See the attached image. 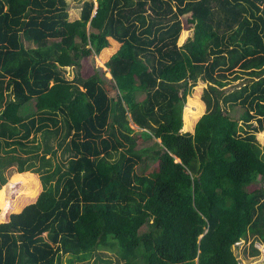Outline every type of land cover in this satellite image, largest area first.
<instances>
[{
    "label": "trees",
    "instance_id": "16d2710c",
    "mask_svg": "<svg viewBox=\"0 0 264 264\" xmlns=\"http://www.w3.org/2000/svg\"><path fill=\"white\" fill-rule=\"evenodd\" d=\"M67 9L0 0V149L22 154L0 157L17 165L0 187V264H74L107 245L119 264H244L233 249L249 238L242 257L263 261L264 0H85L73 20ZM185 15L192 37L178 46ZM92 53L108 87L96 71L64 76Z\"/></svg>",
    "mask_w": 264,
    "mask_h": 264
},
{
    "label": "rangeland",
    "instance_id": "374dc122",
    "mask_svg": "<svg viewBox=\"0 0 264 264\" xmlns=\"http://www.w3.org/2000/svg\"><path fill=\"white\" fill-rule=\"evenodd\" d=\"M84 1L85 0H66V2L68 4L67 10H68V14H69V20L79 18L81 6H82V3ZM93 1L96 4V0H93ZM181 21H182V31H186L187 36H185V38L183 40H179V38H178V41H177L178 46H181L188 38L192 37V30H193V26L190 25L188 23V21L186 20V15L181 17ZM54 41H55L54 39H51V40H49V43H52ZM25 44L27 46H33L32 43H29L26 41H25ZM80 62H81V68L80 69H78L75 66L65 67L64 72H63L65 78H67L69 80L73 79L75 77V74L78 71L79 72L81 71V75L84 77L89 76L96 71L98 73V75L100 76V78L103 80V85L108 87L107 81L110 77L109 69L105 66V62L102 60V58L97 56L95 53H92L91 55H89L87 57L81 58ZM250 80H251L250 78L243 75L241 78H239L237 80L230 81L229 85H227L225 87V90H233L234 88L239 87V86L243 85L244 83L250 82ZM203 87H205V84L198 83V85L195 88H192L191 94L186 97V104H185L186 106H188V100L190 99V96L192 97L194 94H199L201 96ZM115 93H116L115 89H110V91H109L110 96H115ZM242 111H243V109L241 107L234 108V109L231 108L229 110V113L232 115V117L239 118ZM19 112L22 115H27L29 113H33L34 112V100H31L27 104L21 106ZM184 114H185V109H183V112H182V115H184ZM129 124L135 130L136 134H139L140 131H142L141 128H139L137 125H135L131 121L130 117H129ZM193 127L189 128V129H187V128H183V129L188 130L189 132L190 131L192 132ZM61 135H62V129H61V131L58 132L55 139L50 140V145H52V148L55 150V155H53V162L54 163H56L57 161H61V159L63 158L62 157L63 147L59 146V142L61 141V138H60ZM36 138L41 144L43 143V138H42L41 133H38L36 135ZM150 142L151 141H148L147 143H150ZM260 144H261L263 151H264V145H262V143H260ZM5 150H8V148L4 147V146L0 149V157H6V155H7V158H8V155H11L13 153H17V154L22 156L21 152H19V151L9 152V150H8V152H6ZM41 153H42V150L39 151V154H41ZM50 155H52V154H48L47 156H50ZM148 161L147 162L150 164L151 159H149ZM35 162H36V166H37L39 164V160L37 159ZM64 168L65 167L63 166L62 170ZM16 170H17V165L14 161H12L10 163H5L3 161L0 162V187H2L3 185H5L7 183L9 176L12 173H14ZM54 178L51 180V182L54 181ZM254 187L255 186H251L250 189L254 188ZM8 195H9V193H8ZM250 242H251V238H249L246 241L245 246L242 247L241 251H239L240 246L233 249L234 252L236 253L237 259L239 260V262L244 263V264H264V260L261 261V258L263 257V256L261 257V255H262L261 251L264 254V246L259 245V244L257 246H258L261 254H259L258 256L256 255L254 257H251V258H250V256H246L247 258H245V259L242 257V251L244 249L246 252L251 251ZM68 257H69V255H67V254L62 256V264H68V262H67ZM120 262H121V259L118 257L116 250L114 248L110 247L109 245H107V246L98 247L95 250V252L93 253V255L90 257H87V258H85L83 260H79V261L75 260L74 264H119Z\"/></svg>",
    "mask_w": 264,
    "mask_h": 264
}]
</instances>
